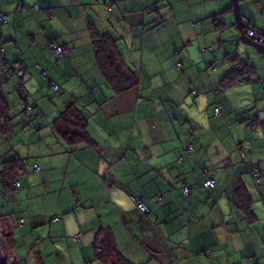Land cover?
<instances>
[{
  "label": "crops",
  "instance_id": "crops-1",
  "mask_svg": "<svg viewBox=\"0 0 264 264\" xmlns=\"http://www.w3.org/2000/svg\"><path fill=\"white\" fill-rule=\"evenodd\" d=\"M87 1L0 0L8 14L4 55L20 63L25 88L20 96L15 80L1 84L0 250H8V264H264V54L239 40L230 0H114L115 8L111 0ZM239 4L245 35L264 36V0ZM96 37L115 41L119 59L136 73L135 88L117 93L107 84ZM54 42L66 49L60 62L48 49ZM241 53L254 68L244 85L230 81L229 60ZM157 71L166 79L158 89L151 85ZM50 80L58 93L46 87ZM85 96L103 114L92 117L99 132L68 139L67 119L57 120L67 109L84 119ZM100 97L113 99L99 105ZM148 104H156L151 115ZM128 113L132 122L122 120ZM246 115L257 123L246 124ZM106 126L117 129L118 143ZM188 144L226 167L213 187L201 186L203 172H186L195 163L185 157ZM173 146L184 172H148ZM241 148L258 174L242 172ZM14 159L13 171L4 172ZM183 183L192 187L188 197ZM138 202L149 212H139ZM108 232L109 252L102 248Z\"/></svg>",
  "mask_w": 264,
  "mask_h": 264
},
{
  "label": "trees",
  "instance_id": "trees-1",
  "mask_svg": "<svg viewBox=\"0 0 264 264\" xmlns=\"http://www.w3.org/2000/svg\"><path fill=\"white\" fill-rule=\"evenodd\" d=\"M111 3V4H110ZM108 4L111 5V7L114 8V6L116 7L117 1L111 0ZM108 7V6H107ZM110 7V6H109ZM110 7V8H111ZM37 9V6L34 8ZM0 31L1 28L7 24V19H8V14L5 12H0ZM50 16V15H48ZM243 17V16H242ZM237 33V31H236ZM0 112L3 110L4 105H3V101H1L4 97V95L2 94V89H1V84L2 82L7 78L6 82L9 81H14L16 83L14 86V89L19 91L20 96L25 94V88L24 86L21 84L22 83V78L24 75V71L20 66L19 62H9L4 55V49L2 47V36L0 37ZM55 46L57 47H61L64 51L62 52L61 56H57L55 54ZM93 46L96 52V57H97V62L98 65L103 73V76L105 78V81L107 82V84H109V86L114 87L115 91L117 93H120L123 91V89H127L129 87H136L137 85V76L136 73L133 70H129L127 69L128 67L123 63V61H121L119 59V52L118 49L116 47V43L115 41L112 42L111 38L109 37H96L93 39ZM55 62H60L62 61V59L64 58L65 54H66V49L57 44V43H50L49 48ZM230 59V57L228 58ZM249 59L248 55H244L243 53L238 54L233 56V58H231L229 61L234 65L235 69L232 72V76L230 81H232L235 84H239V85H244L248 82H251L252 79H250V75L252 73V71L254 70L252 64L250 62H247ZM2 63V64H1ZM2 69V70H1ZM180 70L183 69L182 66H180L179 68ZM214 70L216 69V67L213 68ZM39 71L40 74L43 76H47L48 70L45 68H43L42 66H39ZM17 82H19L17 84ZM46 87H48L49 89H51L53 92L58 93L59 92V85L56 82H52L51 80L48 83H45ZM179 86H182L179 85ZM220 91H223V89H220ZM197 94V91L192 90L191 93ZM99 100H101V97L98 98ZM108 99L112 100L113 98H106V100H101L99 102V105L104 103L105 101H107ZM75 101V100H74ZM90 104H93V100L90 99ZM23 107H26L25 105H23ZM73 107V106H71ZM34 115L38 116L40 110L34 109ZM214 112L216 115H220V104H218V102L215 103L214 105ZM71 114H73V117L70 118ZM99 115H103L102 112H98ZM132 114H134V109L132 110ZM136 115V113H135ZM254 116V115H253ZM253 116H249L246 115V124L250 125V126H254L257 123V118L253 117ZM63 117H65L67 119V122L63 121ZM253 117V118H251ZM89 118V116L87 114L84 113V119L81 116V113L79 112V110L74 109V111H71L70 109H67V111H65L64 113L61 114V116L59 117V119L57 120V126L60 124L61 121H63V126L67 127V128H63V133H66L65 135L67 136L68 139H72L75 140L76 138L78 140H82V139H86L88 137L87 134V128H86V121ZM90 119V118H89ZM109 120V119H107ZM263 124V119H261L260 121V125ZM73 127V129L71 128ZM133 129L130 128V130ZM259 133H263L264 134V129L258 131ZM76 144L81 142V141H75ZM240 143V142H239ZM241 144V143H240ZM241 145H239L240 147ZM177 148V146H175ZM190 147V151L189 148ZM185 151V157L187 156V158H194V162L199 165V167L196 169L195 168V163L192 162V164H188L187 168H186V172L188 171V168L191 166V169L189 170V172H192V169L194 170V172H203L204 173V179L201 182V186L203 188H211L214 186V176H216V172H228L226 167L223 166L220 162L216 161L214 156L212 155H208L204 152V150H202L201 152L198 153L197 149L195 147H193V145L188 144L187 147L184 148ZM189 151V152H188ZM240 152V157L239 160H241V163L244 167H242V172L244 171V168L246 170V172H250L251 173H257L254 172L252 170V168L248 165V162L246 161L245 157H246V152L247 150L244 148H241ZM180 162H182V158L179 160ZM13 162H17V159L8 161V163H4V165L6 164V168L4 170V172H11L14 169V166L12 168V163ZM179 165V164H178ZM12 168V169H11ZM35 170L38 172L39 171V167H35ZM258 174V173H257ZM261 179V178H260ZM258 180V182L256 183L255 181H253V185L255 188H258L259 186H261V180ZM207 180H211L212 181V185L211 186H205V182ZM188 184V183H186ZM190 185V184H188ZM137 207V206H136ZM138 210V208H137ZM139 211V210H138ZM141 212V211H139ZM143 214H146L148 212H141ZM108 235L110 237L109 241V245L104 246V240L102 239V248L107 249V251L109 252V247L111 244V234L110 232H108ZM98 254V252H97ZM107 254V253H105ZM102 252L100 254H98V257H102L103 255ZM123 261V260H121ZM125 261V260H124ZM122 264V263H121Z\"/></svg>",
  "mask_w": 264,
  "mask_h": 264
},
{
  "label": "rangeland",
  "instance_id": "rangeland-1",
  "mask_svg": "<svg viewBox=\"0 0 264 264\" xmlns=\"http://www.w3.org/2000/svg\"><path fill=\"white\" fill-rule=\"evenodd\" d=\"M90 4H92V2L89 0L84 5L85 6H88ZM114 8H115V6H114ZM234 22H235V18H234ZM169 76H171V72L170 71H169ZM162 80H163L162 74H160L159 71H157L156 77H154L151 80V85H154V87L156 89L162 88ZM163 81L165 82L166 79H164ZM173 84L177 85L178 83L176 82V80H174V83ZM235 90H236L235 87L230 88L227 91V93H226L227 96L230 97V98H235L237 96V94H235L233 92ZM83 101H90V98L88 96H85L84 99H83ZM250 101L251 100H248L247 102L244 101L243 104L246 105ZM260 101H261V104H259L260 109L264 110V93H263ZM155 105L156 104H153V105L148 104V107H147L148 110H149L148 115H151L150 111L152 110V108ZM92 106H94V105L93 104H90V102H89V103H87V105H85V107L83 109L86 112V114L89 116V118L91 119V121H90V127L87 128L88 129V132L89 133L96 134V133L99 132V127L96 125V127L93 128V126H94V120L92 119V117L95 116V118L97 120H100V118L98 117L100 115H98L97 113L94 112V108H91ZM136 114H139L140 116H142V112H137ZM156 114L162 117V116H164V111H162V110L156 111ZM122 120H128V121L132 122L133 118H132V115L128 113L127 117H124ZM106 121H109L110 123H112V121L110 119L109 120L106 119ZM109 127L110 126H106V130L108 131V135H110V138H113V142L118 143L117 137L115 135V132L117 131V129H115V128H109ZM100 136H104V135L101 134ZM121 136L123 138V135H121ZM121 136L119 135V137H121ZM131 136L132 135L129 132H127L126 138H131ZM104 137L106 138V136H104ZM174 149H176L175 146H173V150H171L163 158L162 157H158L156 159V162L154 163L153 168H149L148 172H184V169H182L180 167L181 164L178 165V163H176V161L174 160ZM155 165H157L158 168ZM254 191H256V190H254ZM56 219H58V218H56ZM53 221H55V218L53 219ZM22 223H23V220H22ZM1 244L3 245L2 241H1ZM7 252H8V250L6 251L5 248H3V251L0 250V264H8ZM23 252H24L23 253V259H27V256H28L27 252H25L24 250H23ZM2 256H4V257H2ZM10 264H16L15 263V260L13 262H11ZM18 264H24V260L21 261V262H19Z\"/></svg>",
  "mask_w": 264,
  "mask_h": 264
},
{
  "label": "water",
  "instance_id": "water-1",
  "mask_svg": "<svg viewBox=\"0 0 264 264\" xmlns=\"http://www.w3.org/2000/svg\"><path fill=\"white\" fill-rule=\"evenodd\" d=\"M231 8L235 18V24L239 32V40L245 45L255 49L256 52L264 54V36L257 37L256 39L249 38L245 35V25L241 13L239 0H230ZM1 37V33H0Z\"/></svg>",
  "mask_w": 264,
  "mask_h": 264
},
{
  "label": "built area",
  "instance_id": "built-area-1",
  "mask_svg": "<svg viewBox=\"0 0 264 264\" xmlns=\"http://www.w3.org/2000/svg\"><path fill=\"white\" fill-rule=\"evenodd\" d=\"M1 19V18H0ZM249 36L250 37H253V38H256V36H257V33L256 32H249ZM64 50L61 48V47H57V46H55V54L57 55V56H61V54H62V52H63ZM189 148V151L191 150L190 149V147H188ZM188 151V152H189ZM256 182H258V179H256ZM16 185V184H15ZM14 185V186H15ZM212 185V181L211 180H207L206 182H205V186H211ZM191 186L190 185H188V184H186V183H183L182 184V186H181V189H182V192H183V195L184 196H186V197H188L190 194H191ZM160 198H161V196L160 197H158L157 198V201L158 202H160ZM137 208H138V210L139 211H141V212H148V209H147V207L143 204V203H140V202H138L137 203Z\"/></svg>",
  "mask_w": 264,
  "mask_h": 264
},
{
  "label": "clouds",
  "instance_id": "clouds-1",
  "mask_svg": "<svg viewBox=\"0 0 264 264\" xmlns=\"http://www.w3.org/2000/svg\"><path fill=\"white\" fill-rule=\"evenodd\" d=\"M253 31H254V30H251V31H249V32H253ZM249 32H248V37H249V38L256 39L257 37H261V35H260L259 33H257V32H256V33H257L256 38L250 37V36H249ZM254 32H255V31H254ZM177 68L179 69V68H180V65H177ZM147 209H148V208H147ZM148 212H149V211H148Z\"/></svg>",
  "mask_w": 264,
  "mask_h": 264
},
{
  "label": "bare ground",
  "instance_id": "bare-ground-1",
  "mask_svg": "<svg viewBox=\"0 0 264 264\" xmlns=\"http://www.w3.org/2000/svg\"><path fill=\"white\" fill-rule=\"evenodd\" d=\"M26 1V0H25ZM24 2V1H23ZM27 3V2H26ZM77 19V18H76ZM5 29V28H4ZM9 35V33H8ZM12 38V37H11ZM16 40V39H15ZM1 41V40H0ZM20 50V49H19ZM226 61V60H225ZM2 64V63H1ZM234 66V65H233ZM2 70V69H1ZM7 79V78H6ZM8 87V86H7ZM32 93V92H31ZM27 113V112H26ZM7 123V122H6ZM3 172V171H2ZM12 172V171H11Z\"/></svg>",
  "mask_w": 264,
  "mask_h": 264
}]
</instances>
